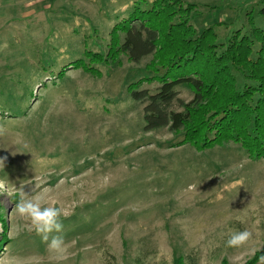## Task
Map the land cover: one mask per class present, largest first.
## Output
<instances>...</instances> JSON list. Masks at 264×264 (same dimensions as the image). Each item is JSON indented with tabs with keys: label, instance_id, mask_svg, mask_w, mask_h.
I'll use <instances>...</instances> for the list:
<instances>
[{
	"label": "rangeland",
	"instance_id": "1",
	"mask_svg": "<svg viewBox=\"0 0 264 264\" xmlns=\"http://www.w3.org/2000/svg\"><path fill=\"white\" fill-rule=\"evenodd\" d=\"M151 1L0 0V180L9 181L0 264H257L264 255V158L235 141L199 149L183 131H146L129 86L153 76L152 56L111 59L113 27ZM183 1L196 6L197 34L212 27L218 42L264 28L260 0ZM176 91L184 103L194 95ZM29 180L26 193L62 211L63 258L15 212L13 185ZM244 230L252 239L227 247Z\"/></svg>",
	"mask_w": 264,
	"mask_h": 264
},
{
	"label": "trees",
	"instance_id": "2",
	"mask_svg": "<svg viewBox=\"0 0 264 264\" xmlns=\"http://www.w3.org/2000/svg\"><path fill=\"white\" fill-rule=\"evenodd\" d=\"M195 10L183 0L135 7L111 31V59L122 53L139 64L152 56L146 69L153 76L129 86L133 99L144 106L146 131H183L185 142L199 149L235 141L252 158H264V28L253 26L243 34L238 29L231 39L218 42L212 27L197 34L191 24ZM259 14L264 20V6ZM76 64L88 69L83 59ZM235 73L243 74L241 86ZM144 82L159 86L151 92L142 88ZM180 86L193 89L190 102L178 101ZM176 101L181 110L173 109Z\"/></svg>",
	"mask_w": 264,
	"mask_h": 264
},
{
	"label": "clouds",
	"instance_id": "3",
	"mask_svg": "<svg viewBox=\"0 0 264 264\" xmlns=\"http://www.w3.org/2000/svg\"><path fill=\"white\" fill-rule=\"evenodd\" d=\"M4 129L0 128V134ZM6 158H0V169L5 167ZM9 181L0 180V195L8 191ZM30 180L20 184L19 188L13 185V190L20 192V199L15 204V212L23 219H26L33 231L48 245L50 252L56 254L58 258H63L66 252V245L63 235V223L61 220L62 211L56 206H44V197L41 195L31 196L24 191L25 185H29ZM237 183L242 184L243 181ZM222 198V194L221 197ZM253 237L248 231L234 232L227 240L226 245L229 248H241L245 246ZM257 264H264V255L259 256Z\"/></svg>",
	"mask_w": 264,
	"mask_h": 264
}]
</instances>
